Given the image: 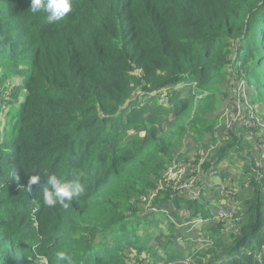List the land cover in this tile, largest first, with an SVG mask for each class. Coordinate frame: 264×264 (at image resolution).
Returning <instances> with one entry per match:
<instances>
[{
	"label": "trees",
	"instance_id": "trees-1",
	"mask_svg": "<svg viewBox=\"0 0 264 264\" xmlns=\"http://www.w3.org/2000/svg\"><path fill=\"white\" fill-rule=\"evenodd\" d=\"M71 3L72 11L50 24L47 13L30 11L31 0H0V113L12 67L22 68L26 91L16 115L6 114L9 140L0 146V264H33L42 237L53 264L58 250L75 264H122L127 249L177 261L183 255L162 242L175 235L174 225L167 235L158 231L168 252L162 256L136 234L155 216L133 203L155 188L151 181L188 134L214 135L217 124L206 117L220 87L235 93L242 82L264 106V0ZM239 131L204 163L215 171L227 157L242 160L237 230L212 238L210 254L190 257L193 264H264V173L241 155L250 142ZM25 173L28 180L41 176L31 192L17 189ZM53 174L78 179L87 194L68 210L46 207L43 187ZM179 202L193 216L203 212L190 199L173 204ZM166 204L167 194L148 211Z\"/></svg>",
	"mask_w": 264,
	"mask_h": 264
},
{
	"label": "rangeland",
	"instance_id": "rangeland-1",
	"mask_svg": "<svg viewBox=\"0 0 264 264\" xmlns=\"http://www.w3.org/2000/svg\"><path fill=\"white\" fill-rule=\"evenodd\" d=\"M21 71L22 68L12 67L10 69L11 74L7 80V82L9 83V88L7 93L4 95L5 100L4 104L2 105L3 112L0 113V146H3L9 140L8 137H6L8 134L5 131V123L9 120L6 114L9 113L12 115H16V110H18V107L24 105V97L26 91L24 85L22 84L23 80L20 77ZM14 88H20V93L15 96L16 99H13L10 94L12 89ZM232 91L233 90L228 89V87L226 86L220 87L211 103L213 111L206 117L208 120L214 121L217 124V127L215 129V131H217V135H212L211 138L208 136H204L202 139H197L196 136L188 134L182 140L181 146L175 150L171 162L164 168L162 174L151 181L154 186L157 185L160 179L165 176H169L167 174L168 171L178 165H183L184 167H192L197 164L198 159H203L204 162L205 160L207 161L210 157H213L218 152L220 147L228 142V134L229 136H231L234 135V133L242 132L239 131V129H241L240 127H235L233 131L228 130L226 127L224 112L229 109L234 103L235 93ZM247 102L248 105H245L244 109L247 112H252L260 120L264 121V106H262L259 102L251 101L248 94ZM25 117L28 124H32L36 121V119H34V110L31 107H27ZM6 152L7 150H4V153ZM241 155L247 156L250 159L254 160L256 165H258L256 169H259L264 173V161L261 159V156L259 154L250 151L249 145L244 150V152L241 153ZM238 157L239 155L227 157L224 161L221 162L219 168H217V170L215 171L206 170L204 164L203 166H201V168L195 169V175L193 174V172L187 173L186 177H184L183 180L191 177L194 179V192L191 195L186 192L179 190L177 191L170 188L174 186V183L168 185L163 191L160 192L159 196L156 198V200H158L159 198L160 200H163L166 194L168 197L170 195V199L168 198V204L158 207V211L156 213L149 212V207L146 205V203H143V201L140 202L139 199H137L133 203L134 209L145 208L146 210L144 211L146 215L155 216L154 222L148 220L147 222H143L140 226L137 227V236H143V238L147 240V243L150 245V249L160 251V255L164 256L167 255L168 252H166V250L161 246L158 231H161L164 235H167V225H174L175 229L177 230L175 235L167 239H162V242L170 241L169 243H173V249L177 251L181 256L183 255L181 259L177 261H171L168 260L167 257H164L153 260L145 251L137 250L133 253L130 249H127L126 251H124L123 262L121 261V263L135 264L139 261H143L146 264H181V261L185 257L190 258L195 256L198 258H207L210 253L206 252V249H202L201 243L206 240L210 242L212 238L219 237L222 238V240H225L230 231L234 230V228H232L234 226V223L231 221H229L228 223H222L214 220L212 224H208L205 228H194L193 225L190 224L187 227L184 226V230L180 231L179 228L182 227V224L185 225L186 223H189L193 219L202 215L199 214L197 217H195L192 215V210L187 206L180 204V202L177 205H174L173 203L176 198L180 199L181 201H183L184 199H190V201H194L195 203H198V205H201L202 210L205 211H214L215 213L217 208L222 207L234 213L237 210L235 194L238 190L243 175L242 160ZM19 175L23 177L16 181L17 189H25L27 192H29L27 190L29 181L27 179V174L25 173ZM178 185L179 183L177 184V186ZM201 186L204 188H210V190L201 195ZM232 191H235V194H231ZM192 195H194V198H192ZM221 200L222 202H220ZM225 201H227L228 203H225ZM151 223H154L159 227L156 226L157 228H155L153 226L154 224ZM57 235H63V233L57 232ZM76 237L77 243H80V239H84L85 234L77 235ZM177 237H182L184 239V242L182 244H175ZM40 241L43 245H41V249L39 251L37 250L33 253V257L35 259L32 260V263L53 264L52 261H49L47 259V255L45 254V237L40 238ZM212 245L207 249H210ZM214 247L216 246L214 245Z\"/></svg>",
	"mask_w": 264,
	"mask_h": 264
},
{
	"label": "built area",
	"instance_id": "built-area-1",
	"mask_svg": "<svg viewBox=\"0 0 264 264\" xmlns=\"http://www.w3.org/2000/svg\"><path fill=\"white\" fill-rule=\"evenodd\" d=\"M245 105H248L247 92L245 90L243 83L240 82L235 92V100L233 105L224 112L226 127L230 131H233L235 127H241V129L245 130L248 135V141L250 142L249 145L250 151L259 154L261 156V159L264 161V121L260 120L252 112H247L244 109ZM215 135H217V131L214 132V136ZM205 162L203 159H198L197 164L192 167L191 166L184 167L183 165H178L175 168L169 170L167 173L169 176H165L162 179H160L157 185L155 186V188L153 190H150L147 196L142 197L141 201H143V203L148 202L147 206L149 207L150 203L156 200L160 192L163 191L171 183H174V186L170 188L177 191L179 190L186 192L190 195L193 194L194 179L191 177V178H187L186 180H183V178L186 177V174L190 172H193V174L195 175L196 172L195 169L201 168V166H203ZM256 167H258V165H256L255 163L254 170L260 171L259 169H256ZM178 183L179 185L177 186ZM231 194H235V191H232ZM168 198L170 199V195ZM192 198H194V195H192ZM157 208L158 207L156 206H152L150 208V212L156 213L158 211ZM214 218L217 222H222V223H228L229 221L233 222L234 226L232 228H234V230H237L235 225L236 223H238V219L235 217L232 211H229L226 208L219 207L216 209L214 213ZM204 220H206V218L200 216L193 219L191 222L186 223L183 226L187 227L188 225L192 224L194 228H198L205 224L206 221ZM183 242L184 239L182 237L176 238L175 241L176 244H182ZM201 244H202L201 245L202 249H207L212 245L211 241L209 242L207 240L203 241ZM135 264H146V263L143 261H139ZM181 264H193V260L189 257H185L181 261Z\"/></svg>",
	"mask_w": 264,
	"mask_h": 264
},
{
	"label": "clouds",
	"instance_id": "clouds-1",
	"mask_svg": "<svg viewBox=\"0 0 264 264\" xmlns=\"http://www.w3.org/2000/svg\"><path fill=\"white\" fill-rule=\"evenodd\" d=\"M30 11L47 13V22L61 21L72 11L71 0H31ZM19 179V177H17ZM41 176H30L27 190L32 191V185H38ZM86 188L78 179H64L57 175H48L47 185L43 187V204L48 208L59 205L68 210L75 200L85 196ZM57 264H75L72 255L63 250L55 253Z\"/></svg>",
	"mask_w": 264,
	"mask_h": 264
},
{
	"label": "crops",
	"instance_id": "crops-1",
	"mask_svg": "<svg viewBox=\"0 0 264 264\" xmlns=\"http://www.w3.org/2000/svg\"><path fill=\"white\" fill-rule=\"evenodd\" d=\"M201 189L203 190V194H205L206 192H208V190H210V188H204V187H202V186H201ZM220 202H222V200H221ZM225 203H228V202L225 201ZM198 206L202 208L201 205H198ZM206 211H208V210H206ZM206 211L203 210V212H201V213H202L201 215H202L203 217L206 218V222H207V223H205V225L200 226V227H202V228L207 227L208 224H212V223L214 222V220H215V218H214V211H208V213H206ZM206 215H209V217H207ZM183 225H184V224H182V227L179 228L180 231H183V230H184L185 227H184ZM200 227H198V228H200ZM207 229H208V228H207ZM193 232H194V231H193ZM230 232H231V231H230ZM191 234H192V233H191ZM176 236H178V235H176Z\"/></svg>",
	"mask_w": 264,
	"mask_h": 264
}]
</instances>
